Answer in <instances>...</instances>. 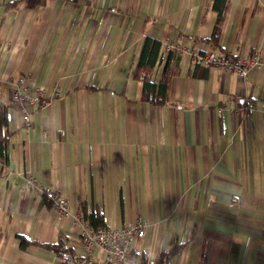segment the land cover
Listing matches in <instances>:
<instances>
[{
  "label": "crops",
  "instance_id": "obj_1",
  "mask_svg": "<svg viewBox=\"0 0 264 264\" xmlns=\"http://www.w3.org/2000/svg\"><path fill=\"white\" fill-rule=\"evenodd\" d=\"M7 1L0 264H54L58 253L40 244L59 240L64 253L81 254L73 221L23 188L17 172L26 170L90 224L97 214L113 227L148 220L132 243L140 263L264 264V65L242 78L174 51L159 57L170 39L264 58V0ZM150 60L143 85L136 66ZM19 75L49 100L28 107L29 126L10 100L8 81Z\"/></svg>",
  "mask_w": 264,
  "mask_h": 264
},
{
  "label": "built area",
  "instance_id": "obj_2",
  "mask_svg": "<svg viewBox=\"0 0 264 264\" xmlns=\"http://www.w3.org/2000/svg\"><path fill=\"white\" fill-rule=\"evenodd\" d=\"M170 51L187 56L194 66L220 68L227 72H234L242 78L252 67L264 65V58L259 53L247 59L234 56L230 51L218 53L207 46L193 47L185 42L163 40L159 57L165 58ZM8 84L12 85L10 100L21 112L24 123L29 126L28 107H42L49 101L45 87L38 86L29 90L26 79L21 75L9 80ZM55 96L57 92L54 90L48 97ZM252 107L253 105L247 104V108ZM261 110L264 111V107ZM17 175L23 179V188L28 193L41 196L49 204L51 211L60 216L69 217L78 228L81 254L75 256L70 253L57 254L54 264H141L132 255V243L136 238L144 235L145 228L151 224L148 220L136 217L120 227L108 225L92 227L85 221L82 213L70 208L68 198L63 192L42 184L30 170L18 171Z\"/></svg>",
  "mask_w": 264,
  "mask_h": 264
},
{
  "label": "trees",
  "instance_id": "obj_3",
  "mask_svg": "<svg viewBox=\"0 0 264 264\" xmlns=\"http://www.w3.org/2000/svg\"><path fill=\"white\" fill-rule=\"evenodd\" d=\"M37 1L38 0H8L6 2V5L9 6V7H17L20 4H24L26 7H32V6H34L37 3ZM221 18H222V14H221V12H219L217 20L220 22ZM218 21H217V23H218ZM215 29H216V27H215ZM205 40H207L210 43H214L216 41V36L213 34L211 37H209V38H207ZM148 41L149 40H147V44H148ZM151 43H152V45H154V47L157 50V47H158L159 44L157 42H153V41H151ZM149 62H151V63H149L148 67H142L141 66V64H142L141 62H139V64L136 66L137 68H140V70H141L139 72L138 76L140 77V79L143 80V85H144L145 82L147 84L151 85V83L149 82V78H150V72H151V69H152V66H153V61L150 60ZM167 76L168 75H162L160 81L158 82V86H159L158 92H165L166 84H167ZM93 220L94 221H91V224L89 223L92 227L105 226L102 214L95 215L93 217ZM20 241H21V245L22 246H24V245H26L28 243V240L24 239L21 236H20ZM40 245H43L44 247L50 248L55 253H58V254H63L65 252L64 249H63V246H62V240L57 241L55 244H40ZM141 264H145L144 258H141Z\"/></svg>",
  "mask_w": 264,
  "mask_h": 264
}]
</instances>
